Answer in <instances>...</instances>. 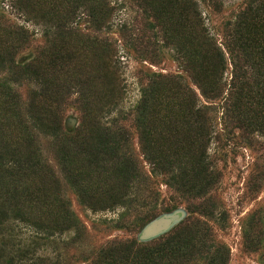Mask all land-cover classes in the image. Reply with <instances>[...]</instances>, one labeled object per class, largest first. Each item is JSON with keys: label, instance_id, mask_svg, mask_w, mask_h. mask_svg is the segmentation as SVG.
<instances>
[{"label": "rangeland", "instance_id": "obj_1", "mask_svg": "<svg viewBox=\"0 0 264 264\" xmlns=\"http://www.w3.org/2000/svg\"><path fill=\"white\" fill-rule=\"evenodd\" d=\"M99 1L110 16L93 18L83 7L76 16L67 17L76 6L74 0H0V132L10 125L12 129L22 123L29 127L32 151L56 174L68 219L64 230L23 222L15 216L4 188L0 191V264H110L106 257L111 249L120 250L134 240L149 243L187 221L200 225L203 234L207 229L206 251L219 249L225 264H264V121L240 115L248 106V95L255 94L252 105L259 100L264 104V41L250 47L264 26L262 30L261 24L246 27L249 35L240 44L243 48L233 51L230 39L238 15L255 0H194L198 32L213 39L223 56L221 73L210 70L214 82L219 80L221 95L216 98L205 95L196 84L198 78L187 70L185 54L178 49L180 34L169 18L168 23L155 20L146 12L147 0ZM63 31V56L71 52L73 61L58 75L62 84L69 80L68 88L55 94L54 84L48 87L33 81L24 68L46 61L57 34ZM152 75L180 78L183 86L171 87L149 110L157 126L150 129L156 134L157 147L166 151L168 159L180 161L166 168L156 166L144 150L151 132L141 128L145 119L138 107L145 94L152 95ZM243 83L241 91L237 87ZM110 88L113 93H107ZM190 89L187 97L195 102V112L189 116L184 103ZM31 106L37 110L31 111ZM6 111L11 115L16 111L15 117ZM54 115L63 118L69 135L76 136L87 119L128 133L122 152L135 162L138 179L122 196L120 176L114 180L101 175V179L93 172L106 202L81 198L60 158L62 145L72 146L71 139L64 129L57 137L50 134V126L46 132L34 127L33 118ZM168 118H174L173 127L181 135L190 133L189 123L197 124L190 139H184L189 146L184 157L172 155V140L164 143L174 138L173 132L164 130L169 128ZM68 122L74 124L72 131ZM5 141L0 140V153ZM198 159L209 168L210 184L201 195L173 180L182 170L178 166L187 169L189 176L196 172L193 163ZM193 204L204 206L191 213ZM176 210L186 216L171 231L148 242L139 240L150 222ZM205 255L195 264H209Z\"/></svg>", "mask_w": 264, "mask_h": 264}, {"label": "trees", "instance_id": "obj_2", "mask_svg": "<svg viewBox=\"0 0 264 264\" xmlns=\"http://www.w3.org/2000/svg\"><path fill=\"white\" fill-rule=\"evenodd\" d=\"M74 1L76 6H74L72 12L68 13L67 17L76 16V11L83 7L93 18H106L110 16V12L105 11V8L98 0ZM194 7V0H147L145 4L146 12L154 16L155 20H165L167 23L170 20L171 26L177 30V34H180L181 41L178 43V49L185 54L187 70H190L198 78L195 79L197 80L196 84L203 89L205 95L211 98L220 97L219 80L218 82H214L210 70L213 67V72L219 71L221 73L223 56L215 49L216 46L211 42L213 39L209 38L208 35L204 34L203 36L198 32L196 22L193 21V14L196 15ZM57 17L60 22V17ZM236 23L235 33L230 36L231 49L233 51L237 47L243 48L240 44L243 43L245 34L249 35V29L246 27L249 28L250 25L261 24L262 30V25L264 26V0H255L253 3L250 1L247 8L238 15ZM64 33L65 31L57 34V37L64 38L65 40L59 41L58 38L54 41L51 50L48 51V56L45 58L46 61H39L24 68L25 73L33 81L40 82L48 87L50 83L54 84L55 94H58L60 90L63 92L64 89L68 88L69 80L65 78V82L62 84V80H60L58 75H61L65 69H68L70 62L73 61L71 52L63 56L66 50V46H64L66 43ZM261 41H264V32L262 35L254 37L253 41H250V47H258ZM214 59L216 66L214 65ZM212 63L213 66H211ZM201 74L204 75L201 77ZM213 74L217 77L215 73ZM150 79L153 85L151 90L152 95L148 96L145 94L141 105L138 107L142 119H145L142 121L141 127L144 133L151 132L152 125L157 129L149 112L154 100L156 101L158 97L163 96L164 92L172 91L173 88L171 87L176 86V89L183 87L179 80L180 78L178 79L177 77L152 75ZM245 86L246 84L243 83L241 87L237 88L243 91ZM110 92L113 93V89L110 88V91L107 93ZM187 93L191 94V89L190 92H186L184 103L187 114L190 116L195 112V102L193 100L191 103L188 101ZM254 95H248V106L245 110L241 111L240 115L251 117L254 121L260 123V121H264V104L259 100L252 105L251 100L252 97L255 98ZM53 98L54 100H58L57 96ZM30 110L35 112L37 108L35 109L31 106ZM15 113L16 111L14 115H11L9 111H6V114H10L13 118L15 117ZM33 119L35 120L34 127L39 131L46 132L45 129L50 126V134L54 136H62L63 129L67 133L63 118L59 116L54 115V117L47 116ZM168 122L169 128L164 130L166 132L167 130L168 132H173L174 138L164 141V136H162V140L164 143L174 142L173 148L175 153L172 154L174 157L180 155L184 157L186 155L185 148L189 150L186 141L190 139V134L197 124L189 123L191 131H188L190 133L186 132L181 135L175 131L177 126L173 127L174 118H168ZM31 134L32 132H29V127L26 124L24 125V123L13 127V129L12 125H10L9 128L0 132V140L3 142L6 140L3 152L0 153V191H3L4 188L6 189L5 193L9 201L14 204L12 207L16 209L15 216H19L23 222L27 221L34 224L40 222L41 226L64 230L68 219L64 218L63 213L67 209L65 201L62 199L56 174L44 166L40 158L36 156V153L32 151L33 141ZM120 134L121 142L118 140V135ZM160 134L162 135L163 133ZM67 135L73 145L70 146L69 143L62 145L60 158L64 169L69 174L71 186L78 190L83 200L99 204L106 202L101 196L102 185L96 184L93 172L98 174L100 178L101 175H106V178H113L115 180L117 176H120L121 196L129 189L131 183L138 179V168L135 162L132 157L122 152V148L124 147L123 142L129 141L128 133L122 128L121 130L113 131L108 127H103L98 120L87 119L83 121V124L77 130L76 136L74 134L69 135L68 133ZM154 135L156 134L152 132L148 135L144 147L145 153L151 155L155 160L154 164L161 168H166L173 162H177L176 165L180 164V161L168 159L170 156L166 151L157 147ZM194 158L196 159V157ZM193 164L194 169H197L196 172H192L191 176H189L190 173L187 169L178 166L182 170L175 175L173 180L181 188H186L189 192L201 195L210 184L208 176L209 168L202 159L196 160ZM191 177L195 180L191 181ZM112 187L115 188V185H112ZM117 192L116 188L114 193ZM202 206L204 204H193L189 207V210H191V213H197L201 211ZM146 224H142L141 229ZM205 232L207 233V229ZM206 233L203 234L202 227L198 224L188 221L183 222L169 235L157 240L145 244L134 240L129 241L126 246L122 245L120 250L116 248L111 249L107 253L106 259L110 264H195V261L201 260L206 252L205 257L209 260V264H225L219 249L212 250L210 248L209 251H206L209 243L206 240V237H208ZM47 234L50 233L47 232Z\"/></svg>", "mask_w": 264, "mask_h": 264}, {"label": "water", "instance_id": "obj_3", "mask_svg": "<svg viewBox=\"0 0 264 264\" xmlns=\"http://www.w3.org/2000/svg\"><path fill=\"white\" fill-rule=\"evenodd\" d=\"M68 129L72 131L74 124L68 122ZM186 216L183 210H176L173 213L165 214L150 222L141 232L139 240L148 242L165 235L177 226Z\"/></svg>", "mask_w": 264, "mask_h": 264}]
</instances>
